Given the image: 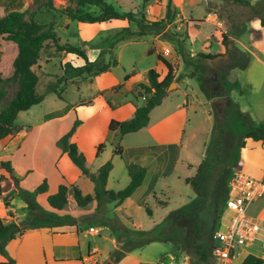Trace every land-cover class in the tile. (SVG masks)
<instances>
[{
    "label": "rangeland",
    "instance_id": "obj_1",
    "mask_svg": "<svg viewBox=\"0 0 264 264\" xmlns=\"http://www.w3.org/2000/svg\"><path fill=\"white\" fill-rule=\"evenodd\" d=\"M245 1V4L220 0L109 1L107 4L117 12H142L151 22L164 19L169 8L173 21L159 35L116 46L118 65L110 69L112 80L119 85L129 77L120 89L100 97L95 88L96 77L79 80L60 89L61 99L55 94L46 95L42 103L18 114L14 124L24 127V131L0 141V164L10 162L14 175L21 180L11 195L13 218H29L20 195H32L46 180L47 193L35 195L34 200L47 213L73 224L60 226L62 229H72L82 242L97 248L86 264H114L112 254L122 248L125 252L130 250L127 253L130 257L126 254L116 264L123 259L122 264H133L134 257L149 264H202L192 247L195 231L200 229L209 240L215 231L227 226L231 213L224 209V201L235 173L261 179L264 172V142H253L242 135L245 123L253 127L264 125V0ZM54 6V11L37 12L35 20L43 25L53 22L59 44L84 49L90 61L97 59L101 42L106 38L123 27L133 29L126 21L112 20L107 25L110 28L104 31L96 25L68 20L61 13L68 6L66 1L54 0ZM9 9L25 12L28 19L35 6L32 0H0V17ZM79 13L95 15L99 9L86 6ZM151 49L153 54H149ZM16 54L15 45L0 36V89L4 82L5 91L0 110L17 92V81H7L13 76L12 61ZM157 54L172 65L175 86L170 91L167 88L165 101L153 114L154 118L173 109L175 101L184 103L187 109L184 133L173 127L167 135L171 143L165 144V148L152 146L141 136L139 140L123 139L110 133L106 127L110 114L106 109L95 113L90 110V105L99 98L105 103L107 100L118 103L119 107L125 105L123 110L131 108L126 103L141 106L146 95L140 86L148 84L146 73L157 66ZM67 62L75 67L83 65L80 58L55 53L51 42L45 44L33 68L38 76V95L45 92L48 83L61 77L60 66ZM76 119L85 123L71 141L84 155L88 169L96 172L108 161L113 164L107 190L117 192L129 184L125 164L134 163L146 169L144 182L122 205L108 204L102 211L92 202L80 209L70 192L63 210L48 206L47 196L54 194L60 184L77 186L84 194L93 193L92 184L56 146ZM100 144L104 149L95 157ZM116 146L124 149L121 157L113 155ZM201 163L204 175L195 192L185 179L193 178ZM1 175L7 173L0 166ZM145 207L151 210V217ZM249 214L262 226L261 241L243 248L231 264H240L246 253L264 255V197L249 209ZM172 215L179 218L175 223L170 219ZM90 228L100 230L92 234ZM120 228L129 233L121 238L124 242L136 237L137 232L166 235L160 242L133 248V243L117 242ZM81 253L86 255L85 247ZM42 257L43 254L42 264H46ZM208 264H217L213 254Z\"/></svg>",
    "mask_w": 264,
    "mask_h": 264
},
{
    "label": "trees",
    "instance_id": "obj_2",
    "mask_svg": "<svg viewBox=\"0 0 264 264\" xmlns=\"http://www.w3.org/2000/svg\"><path fill=\"white\" fill-rule=\"evenodd\" d=\"M68 3V6L61 10V13L71 21L82 24H101L112 20L126 21L133 25L130 27H123L116 31L115 34L106 38L101 42L100 52L94 61L88 59L87 53L84 49L72 46L68 43L60 45V40L54 31L55 24H40L35 20V15L39 11H54V0H32V5L35 10L28 14L17 9H9L5 11L4 15L0 17V36L5 37L7 41L11 42L16 47V57L12 61L13 76L7 81H17V92L14 97L4 104L0 110V141L7 138H12L22 131L24 127L15 126V120L19 113L26 112L33 106H36L44 101L46 95L55 94L59 99L62 98L60 89L69 83L75 81H86L92 79L103 73L109 72L111 68L118 65V60L114 54L116 46L127 41H138L150 35H159L164 32L167 26L173 21V13L168 8L164 19L157 21L146 20L144 14L141 12H129L121 14L114 10L113 7L107 3L111 0H63ZM224 2H232L235 4H245V0H220ZM75 6V7H73ZM86 6L97 7L99 13L95 15L80 14L79 9ZM51 42L55 48V53H65L73 55L83 60V65L73 66L67 62L61 64L62 75L55 82L48 83L45 92L38 95L36 87L38 84V76L33 68L36 66L41 52L44 50L45 44ZM99 46V44H98ZM151 49L149 54H153ZM108 56V60H105ZM164 72V74H162ZM147 83L141 84L144 90L145 102L141 106H134L135 111L133 116L125 121L110 120L108 123V131L110 133L119 134L121 137L129 134H134L146 128L149 124V116L152 110L160 106L166 97L167 88L174 80V72L172 65L160 54H157V66L150 69L146 73ZM129 80L126 76L124 82L110 90L99 93V96H104L108 91H115L123 87V84ZM1 82V80H0ZM5 97L4 82H2L0 89V101ZM108 107L112 110L117 109L120 104L114 103L110 100L106 101ZM82 124L79 119H76L71 129L62 136L56 143L57 148L62 155H66L71 163L79 170L92 185L93 193L84 194L77 186L68 187L65 184H60L57 191L48 195L46 202L48 206L56 211L63 210L68 204V194L71 192L74 202L77 207L82 209L90 205L92 202L96 203V209L104 211L108 204L122 205V203L130 198L132 194L142 185L146 177V169L134 163L125 164L127 175L130 179L129 184L120 191L107 190V182L110 172L113 169L112 162L108 161L103 164L96 172H91L87 165L84 155L79 151L78 146L71 140L74 137L78 127ZM245 129L242 133L244 139H251L253 142H264V125L253 127L249 123H245ZM104 149V145L97 146L95 157H97ZM113 155L121 157L123 155V148L116 146L113 150ZM2 169L7 173V176H0V201L9 209L13 208L11 205V195L21 182L13 173L12 164L10 162H2L0 164ZM201 163L195 176L193 178L185 179V183L190 185L192 189L197 192L200 181L204 175L205 168ZM48 191V184L46 180L35 188L31 194H21L20 198L25 204V209L28 212V219L20 222L5 223L0 218V256L7 257V245L22 237L28 232L40 229H52L60 226H73L65 219L56 218L52 214L47 213L34 200L35 195H43ZM148 217L152 216V212L148 207H145ZM175 223L179 218L170 216V219ZM122 231L116 236L118 243L124 245L133 243L135 247L142 248L145 245L154 242H160L162 237L166 234L159 232L156 235L145 234L137 232L134 238L126 239V242L121 238L129 234L128 230L120 228ZM200 229L194 233L192 247L200 259L202 264H208L210 257L215 248V242L212 238L208 240ZM130 251V250H128ZM128 251L125 249H117L113 254V263H118L126 256ZM13 264V261L10 260ZM241 264H264V259L256 257L252 254L242 261Z\"/></svg>",
    "mask_w": 264,
    "mask_h": 264
},
{
    "label": "crops",
    "instance_id": "obj_3",
    "mask_svg": "<svg viewBox=\"0 0 264 264\" xmlns=\"http://www.w3.org/2000/svg\"><path fill=\"white\" fill-rule=\"evenodd\" d=\"M111 22L94 24V25L101 27L102 29H104V31H106V29L110 28L107 25H110ZM94 83L97 92H102L104 90L111 89L112 87L118 85V81L112 80L110 71L97 76ZM174 103L175 104L173 109H170L167 112L161 114L159 117L154 118L153 114L157 109H159L163 105L162 102L160 106L156 107L150 113L149 124L146 128L140 130L137 133L125 135L123 136L125 137L123 139H126L127 137L128 138L132 137V138H137V140H139L138 137L141 136V138L146 139L145 141L150 142L152 146H155L157 148H165V144L171 143L170 141L167 140L168 139L167 135L172 130V128L174 127V130H178L179 133L183 134L187 122V109L185 108V104L177 101H175ZM126 104H129L131 107L129 108V110L127 109L123 110V107L125 105L112 110L102 100V98H99L96 99L92 105H90V110L93 113H95L106 109L105 112L108 115L110 114V117L106 123V127L108 130V123L110 120L125 121L133 116L135 108L130 103H126ZM83 122L85 123V121ZM82 124L80 125V128L83 126ZM182 134L179 136L180 140H182L183 138ZM263 176H264V172H263ZM263 197L255 201L249 207V209L255 203L263 200ZM249 216L251 217L250 214ZM13 217H14L13 208L7 209L4 206L3 202L0 201V218L3 219L5 223H10V222L17 223L22 220V219L16 220V218ZM83 247L86 248V255H83L81 253ZM96 249H97L96 247L95 248L91 247L90 243L86 244V242H82V240L79 237V234L74 232L72 229L67 230V229H62L61 227L60 228L54 227L52 229H40V230L28 232L22 237H19L18 239L11 241L6 247L7 257L0 256V264H12L10 260L13 261V264H42L43 260L40 259L42 254H43L42 258L44 259V262L46 264H51V263L62 264L63 262L72 263V264H86L87 263L86 261L89 258L88 256ZM247 255H249V253L244 254L242 260L240 261V264L247 257ZM127 256L130 257L129 254H127ZM236 257L233 259V261L236 259ZM256 257L264 259V255L263 256L257 255ZM132 259L134 261L133 264L150 263L142 260L140 257H136V258L134 257ZM122 261L119 264H122L123 263Z\"/></svg>",
    "mask_w": 264,
    "mask_h": 264
},
{
    "label": "built area",
    "instance_id": "obj_4",
    "mask_svg": "<svg viewBox=\"0 0 264 264\" xmlns=\"http://www.w3.org/2000/svg\"><path fill=\"white\" fill-rule=\"evenodd\" d=\"M264 196V176L256 179L246 173H235L228 185L224 209L231 213L227 226L213 233V256L217 264H231L245 247L261 241L262 226L248 215L249 207ZM99 228H90L98 234Z\"/></svg>",
    "mask_w": 264,
    "mask_h": 264
},
{
    "label": "water",
    "instance_id": "obj_5",
    "mask_svg": "<svg viewBox=\"0 0 264 264\" xmlns=\"http://www.w3.org/2000/svg\"><path fill=\"white\" fill-rule=\"evenodd\" d=\"M175 86V84L174 83H172L170 86H169V88H168V91H170L171 90V88H173Z\"/></svg>",
    "mask_w": 264,
    "mask_h": 264
}]
</instances>
